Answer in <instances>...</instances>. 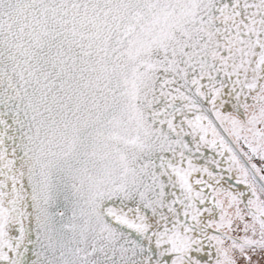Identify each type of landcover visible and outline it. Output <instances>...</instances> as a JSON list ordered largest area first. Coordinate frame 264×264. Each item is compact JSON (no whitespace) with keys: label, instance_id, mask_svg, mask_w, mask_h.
<instances>
[{"label":"snow or ice","instance_id":"1","mask_svg":"<svg viewBox=\"0 0 264 264\" xmlns=\"http://www.w3.org/2000/svg\"><path fill=\"white\" fill-rule=\"evenodd\" d=\"M0 264H264V0H0Z\"/></svg>","mask_w":264,"mask_h":264}]
</instances>
